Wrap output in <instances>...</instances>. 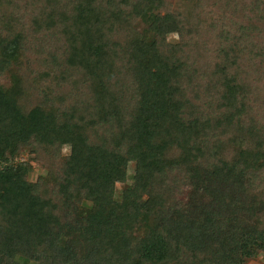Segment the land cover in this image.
<instances>
[{
	"label": "trees",
	"instance_id": "trees-1",
	"mask_svg": "<svg viewBox=\"0 0 264 264\" xmlns=\"http://www.w3.org/2000/svg\"><path fill=\"white\" fill-rule=\"evenodd\" d=\"M6 76L0 264L264 253V0H0Z\"/></svg>",
	"mask_w": 264,
	"mask_h": 264
},
{
	"label": "rangeland",
	"instance_id": "rangeland-1",
	"mask_svg": "<svg viewBox=\"0 0 264 264\" xmlns=\"http://www.w3.org/2000/svg\"><path fill=\"white\" fill-rule=\"evenodd\" d=\"M170 42H175L176 38L174 36L169 37ZM12 77L6 76L0 79V85L4 88H9L11 84ZM69 150L67 147H64L62 149V155L66 156L68 154ZM29 160V158H27ZM30 161V160H29ZM44 167L40 162L30 161V169L27 175V180L29 182H35L38 177L43 176L45 174ZM129 172V177H130ZM130 181H128L129 183ZM117 188H120V186H117ZM246 264H264V253L257 254L253 259L248 260Z\"/></svg>",
	"mask_w": 264,
	"mask_h": 264
}]
</instances>
